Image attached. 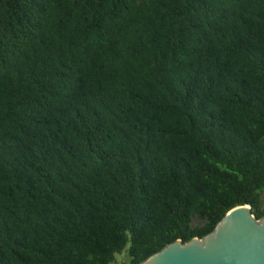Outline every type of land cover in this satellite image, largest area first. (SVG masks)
<instances>
[{
	"label": "trees",
	"instance_id": "16d2710c",
	"mask_svg": "<svg viewBox=\"0 0 264 264\" xmlns=\"http://www.w3.org/2000/svg\"><path fill=\"white\" fill-rule=\"evenodd\" d=\"M241 205L264 0H0V264H139Z\"/></svg>",
	"mask_w": 264,
	"mask_h": 264
},
{
	"label": "water",
	"instance_id": "95a60500",
	"mask_svg": "<svg viewBox=\"0 0 264 264\" xmlns=\"http://www.w3.org/2000/svg\"><path fill=\"white\" fill-rule=\"evenodd\" d=\"M139 264H264V217L237 206L204 238L177 240Z\"/></svg>",
	"mask_w": 264,
	"mask_h": 264
},
{
	"label": "rangeland",
	"instance_id": "374dc122",
	"mask_svg": "<svg viewBox=\"0 0 264 264\" xmlns=\"http://www.w3.org/2000/svg\"><path fill=\"white\" fill-rule=\"evenodd\" d=\"M196 222H198V221H196Z\"/></svg>",
	"mask_w": 264,
	"mask_h": 264
}]
</instances>
